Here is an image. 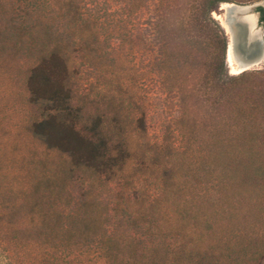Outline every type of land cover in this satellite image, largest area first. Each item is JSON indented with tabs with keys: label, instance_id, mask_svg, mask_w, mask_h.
Listing matches in <instances>:
<instances>
[{
	"label": "rangeland",
	"instance_id": "374dc122",
	"mask_svg": "<svg viewBox=\"0 0 264 264\" xmlns=\"http://www.w3.org/2000/svg\"><path fill=\"white\" fill-rule=\"evenodd\" d=\"M201 1L0 0V264H44L47 252L58 254L39 243L47 232L41 225L57 216L53 212L69 220L88 191L96 195L105 230L118 245L100 249L94 237L61 252L67 264H171L176 254L190 264L194 245L196 264H259L264 59L230 73L229 36L216 18L222 3L264 7V0L218 3L210 14L220 30L205 19ZM223 36L228 77L221 79L212 66ZM55 47L71 58L68 103L80 127L100 118L112 138L118 123L135 138L143 117L153 152L165 156L172 148L180 154L179 169L158 164L152 153L124 180L92 184L77 170L64 175L68 155L48 148L31 130L32 122L54 112L51 103L32 99L26 84L31 67ZM174 181L183 186L185 200L195 193L199 208L214 201L209 228L203 217L196 224L184 218L183 231L159 232L149 216L138 213L162 202L169 207Z\"/></svg>",
	"mask_w": 264,
	"mask_h": 264
},
{
	"label": "trees",
	"instance_id": "16d2710c",
	"mask_svg": "<svg viewBox=\"0 0 264 264\" xmlns=\"http://www.w3.org/2000/svg\"><path fill=\"white\" fill-rule=\"evenodd\" d=\"M222 1L226 0H202L199 4L205 19L217 28L219 26L211 17L210 12ZM257 10L260 12V22L264 25V7L258 6ZM225 41L223 36L218 42L217 60L212 66L213 76H219L221 79L228 77L224 57ZM73 71L71 58L60 47H55L43 54L39 61L31 67L26 82L32 99H45L51 103L49 109L54 112L41 120L32 122L31 130L35 135L41 137L48 148L58 149L68 155L69 165L65 167L64 175L71 176L77 170L88 177L92 184L95 181L124 180L129 177L130 169L134 168L135 164H145L146 159L152 153H154V161H157L158 164L164 166L169 162L171 167L179 169L180 154L172 148L165 152V156L155 153V150L153 152L152 145L145 139L146 128L143 117L137 120L135 138L132 134H128L120 123L116 126V137L112 138L105 133L100 118H96L89 127H80L78 113L68 103L70 90L67 87V81ZM222 89H226V85L222 84ZM188 133L195 141V132L189 129ZM222 133L220 132L219 136L223 137ZM160 158L163 159V162L161 160L158 162ZM163 171L166 173L167 169ZM182 190L183 186L174 181L170 184L169 189L173 196L172 204L169 207L168 204L162 202L151 206V208H142V210H138V213L149 216V220L159 232L165 229H172L178 233L183 231L184 218L192 221V224H196L203 217V222L209 228L215 210L214 201L209 199L208 206L199 208L196 205V200L193 199L195 193L193 192L192 198L187 201L184 196L181 197ZM167 193L168 191L165 192V194ZM182 201H184L183 204ZM185 201L186 204H184ZM102 210L96 195L88 191L79 205V210L74 212L69 220L66 219L68 216L63 217V213L53 212L57 216L50 221H43V225H41L47 229V232L45 236H41L39 243L45 248L49 247L46 249L47 251L53 248L55 251L51 253L58 254L52 255L47 252L46 256L41 258V262L44 264H67L68 258L61 256L60 253L72 247H84L94 237L97 238L95 242L97 248L111 251L117 247L118 241L107 234L105 230L106 220ZM26 245L28 244L23 243L22 247L26 249ZM196 256L197 251L194 245L187 255L190 264H196ZM182 259L180 254H176L172 257L171 264H182ZM258 261L259 264H264V256ZM149 264L167 263L153 260Z\"/></svg>",
	"mask_w": 264,
	"mask_h": 264
},
{
	"label": "water",
	"instance_id": "95a60500",
	"mask_svg": "<svg viewBox=\"0 0 264 264\" xmlns=\"http://www.w3.org/2000/svg\"><path fill=\"white\" fill-rule=\"evenodd\" d=\"M260 5V3L237 4L225 2L219 6L226 25L220 19H216L219 20L229 36L234 62L241 69L240 72L257 66L264 59V25L260 22V12L257 10ZM252 32H255V34L253 35ZM226 64L230 73H232L231 64L228 60V44Z\"/></svg>",
	"mask_w": 264,
	"mask_h": 264
},
{
	"label": "bare ground",
	"instance_id": "6f19581e",
	"mask_svg": "<svg viewBox=\"0 0 264 264\" xmlns=\"http://www.w3.org/2000/svg\"><path fill=\"white\" fill-rule=\"evenodd\" d=\"M218 18L222 21V23L224 25H226L223 14L222 15H218ZM252 34L254 35L255 32H252ZM228 60H229V62L231 64V72L232 73H239L241 71V69H239L238 66L234 62V57H233V54L231 52V43H230V41L228 43Z\"/></svg>",
	"mask_w": 264,
	"mask_h": 264
}]
</instances>
